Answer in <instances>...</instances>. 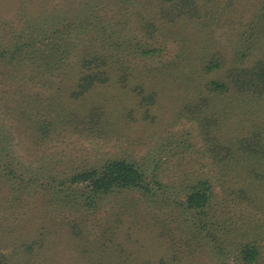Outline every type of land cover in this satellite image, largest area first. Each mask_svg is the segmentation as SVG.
Wrapping results in <instances>:
<instances>
[{"label":"rangeland","instance_id":"1","mask_svg":"<svg viewBox=\"0 0 264 264\" xmlns=\"http://www.w3.org/2000/svg\"><path fill=\"white\" fill-rule=\"evenodd\" d=\"M87 2L0 0L5 152L45 177L128 160L162 201L127 192L85 217L40 182L18 200L0 184L9 264H242L246 244L259 248L257 264H264V96L233 85L219 96L207 91L210 82H231L264 64V0H93L133 52L87 65L95 51L108 53L91 31L73 33L63 63L47 66L59 42L51 17L75 16ZM15 45L13 60L7 49ZM144 45L157 52L142 54ZM210 62L219 66L207 69ZM98 66L106 79L81 92ZM204 179L215 192L208 237L185 205Z\"/></svg>","mask_w":264,"mask_h":264},{"label":"trees","instance_id":"2","mask_svg":"<svg viewBox=\"0 0 264 264\" xmlns=\"http://www.w3.org/2000/svg\"><path fill=\"white\" fill-rule=\"evenodd\" d=\"M83 8L77 9L75 16H68L70 13L60 10L50 19L51 34L53 35L54 49L44 61L47 66H55L63 63V54L66 51V37L79 33L91 31L95 37V42L99 43L104 51H95L96 55H92L91 59L85 60L87 65L103 66L109 58L121 50L123 53H132L134 47L129 43L126 49V36L117 34V28L109 25L100 13L96 12L90 4H94L93 0H89ZM129 0H117L118 3H125ZM67 13V14H63ZM82 18V19H81ZM80 19V20H79ZM78 20V21H77ZM77 21V22H76ZM155 27V25H152ZM150 26V27H152ZM63 42V43H62ZM126 49V50H125ZM14 60L15 54H19L18 48L15 45L14 49L8 48ZM140 52L144 55H152L157 52V48L150 45L140 47ZM101 53V54H100ZM100 54V55H99ZM219 66L215 62H210L207 69H213ZM98 66L93 71L89 72L82 83L80 84L81 92L88 90L95 82H103L105 72H100ZM232 85L240 92L250 91L254 94L264 96V64L258 66L257 69L248 70L245 74H235L231 82H210L207 86V91L213 95H221L229 91ZM231 86V87H230ZM194 113V112H193ZM66 115H59L60 123H65ZM39 130L42 135L46 134V127L40 125ZM5 141L0 137V184L8 187L9 196L13 199H19L27 190L34 187L38 182L41 183L43 191L53 192L54 196H62L66 201V205L77 212L83 213L85 217L96 214L111 197L118 198L127 192H138L146 201H162L158 196L159 189L151 188L150 179L145 174V171L128 160H108L101 166L93 167H77L70 172H65L64 175L50 174L45 177L44 172L41 176L40 170L35 171L26 166H17L5 152ZM48 173V172H47ZM39 177L41 179L39 180ZM46 180L49 184L48 189L44 188L42 181ZM157 186L162 187V184L155 180ZM215 192L209 180L204 179L198 181L187 196L185 205L186 210H190L192 214H196L198 218V232H204L206 237L209 228H203L208 225V219L211 216L213 209L212 200ZM76 227V225H75ZM196 230V228H195ZM207 231V232H205ZM261 253L259 248L254 244H246L240 250L238 258L242 264H257L260 260ZM0 264H9L8 257L4 251V246L0 241ZM159 264H164L160 262Z\"/></svg>","mask_w":264,"mask_h":264}]
</instances>
